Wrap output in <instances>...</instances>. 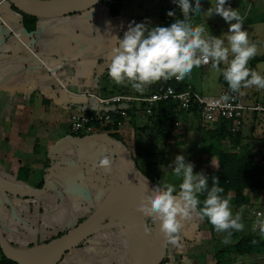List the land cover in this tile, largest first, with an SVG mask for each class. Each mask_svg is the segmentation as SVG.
<instances>
[{"label":"crops","instance_id":"crops-1","mask_svg":"<svg viewBox=\"0 0 264 264\" xmlns=\"http://www.w3.org/2000/svg\"><path fill=\"white\" fill-rule=\"evenodd\" d=\"M172 3L177 5L175 0ZM205 5V0H201V10H206ZM226 6L237 8L244 16L242 27L251 40L261 37L264 32V0H227ZM89 9L86 10L91 11ZM169 10L172 8L161 9L157 25L160 15ZM84 11L58 15L56 23L52 22L53 16H42L36 29L29 31L23 25L22 13L15 10L9 0H0V16L6 20V25L0 24V225L16 247L44 243L77 225L111 192L125 186L120 180L135 175L132 168L135 157L142 162L144 150L150 143L147 133L140 130L144 123L142 117L133 123L125 115L118 129H106L104 125L96 124L85 125L77 131L71 129V116L75 112L92 114L115 108L100 103L99 97L141 94L136 90H122L123 86L130 88V85H116L114 82V88L108 89L104 78L108 74L109 52L116 42L113 35L121 37L119 20L107 17L103 12L82 18ZM179 11L182 17L180 7ZM200 13L191 22L205 26L213 24L211 31H218L214 35L226 34L228 26L219 14L213 13V19ZM141 19L147 21L148 17L138 20ZM251 30L252 34L249 33ZM210 64L200 66L203 71L200 88L193 81L197 77V67L184 80L201 94L218 95L228 84L222 74L210 68ZM257 101L264 103V92L260 98L254 95L246 102L248 109L244 116L253 117L247 121L243 116L240 130V144L255 150L264 138V124L261 135L255 134L256 117L259 114L264 116V112L250 108ZM179 118L193 124L185 127L181 139H177L180 137L178 127L167 141H183L181 144H184L185 137L188 138L189 132L194 130L201 135L199 115L189 113ZM141 121L143 123L139 125ZM249 124L250 130H247ZM208 125L215 127L217 123ZM128 126L132 127V142ZM116 132L119 137L115 136ZM152 141L160 148L164 147L163 141L156 138ZM167 141L165 147H168ZM102 155L111 158L110 168L98 166ZM159 155L163 159V155ZM141 177L138 184L146 186L150 178L143 174ZM62 214H65L64 219ZM139 228L143 229L135 226L128 232L119 228L122 234L119 239L101 232V235L94 234L90 240L76 246L78 248L67 251L61 260L65 259L64 264H130L131 250L127 249L133 238L126 240L123 235ZM209 235L215 249V244L221 240L220 235H213L210 231ZM173 254V263L187 264V255L181 258L177 252ZM198 255L193 256L194 261L203 260L201 253Z\"/></svg>","mask_w":264,"mask_h":264},{"label":"clouds","instance_id":"clouds-1","mask_svg":"<svg viewBox=\"0 0 264 264\" xmlns=\"http://www.w3.org/2000/svg\"><path fill=\"white\" fill-rule=\"evenodd\" d=\"M175 3L183 16L173 22L151 28L143 21L132 22L122 38L113 35L116 42L110 49L107 68L116 85H130L137 92H143L148 85L162 79L182 80L194 67L211 61L210 68L222 74L231 92L251 86L264 89V66H248L249 60L258 54V44L250 41L247 30L242 27L244 16L237 8L226 6L227 0H215L214 5L211 0V6L204 10L206 17L216 13L228 23L226 34L214 35L206 30L205 24L191 22L193 15L202 12L201 0H175ZM167 14L172 16L174 11L169 10ZM221 63L226 67L221 68ZM232 98L225 93L220 100L228 102ZM111 163L109 156L102 155L98 166L110 168ZM173 163L171 173L179 181L178 186L168 179H160L139 204L141 211L159 220L166 243L178 244L183 222L193 214L202 219L206 217L218 233L226 232L224 243L228 242L231 230L244 229L243 209L233 212L231 194L222 195L225 189L217 177H212L209 186L208 176L194 171V164L183 154H177ZM252 229H258L264 236V215L257 214Z\"/></svg>","mask_w":264,"mask_h":264},{"label":"trees","instance_id":"trees-1","mask_svg":"<svg viewBox=\"0 0 264 264\" xmlns=\"http://www.w3.org/2000/svg\"><path fill=\"white\" fill-rule=\"evenodd\" d=\"M9 1L15 10L22 13L24 27L29 31L35 30L38 19L42 17V15L20 10L13 5L11 0ZM123 2V0H102L100 3L107 7L108 13L112 18L118 19L121 17L123 11ZM167 13L168 12L160 15L159 25H167L175 20L173 16H169ZM195 17L196 15H193L191 19H194ZM260 58H264V55L256 58V60ZM162 82L164 83L168 81L163 79L156 81L152 84L150 90H153L155 87L157 88V86ZM174 84L177 91H182L187 87V82L184 79L175 80ZM147 92H149V90ZM146 105L147 103L145 102L137 101L128 103L125 105L126 114L116 112V108H107L105 111L116 112L114 118L101 123L92 121L90 124L104 125L106 129H118L119 124L122 123L125 115H128V117L134 121L133 123L141 117L143 118V115H145L147 118L142 127H140V130L143 133H147V140H150V143L155 138L157 141H163L162 143L164 147H159V154L161 153L163 155L166 153V150H164L166 141L169 139L171 132L177 127L179 117L189 113L199 114V108L197 105H192L189 110L179 109V100L173 97L158 101L153 107L151 114H147L145 112ZM201 125L200 152L202 154H206L208 157H216L218 160V168L214 172H211V174H206V172L204 173L208 176L209 186H211L212 177H217L220 185L225 189V192L222 195L231 194V207L233 212L235 213L236 211L243 209L242 219L245 223L246 213L251 212L253 203H255V200L259 198L260 192L264 191V162L261 156L263 152L262 142L260 147L256 150L249 145L240 144L241 129L238 130L235 135L230 134L228 131V122L226 120H221L219 123L217 122V126L215 127H211L208 123ZM115 136L119 137L117 132L115 133ZM227 139L228 142H225ZM238 146H240V148H238ZM145 153L147 154L148 150H146ZM157 183L158 182H156V184ZM201 199H203V196ZM86 217L87 216L82 218L79 223ZM203 222L213 235L219 234L220 239L227 236L226 232L218 233L206 217L203 218ZM69 229L70 228L66 229L64 232ZM231 231L232 234L230 237H227V239H231L233 241L230 243L227 242V246H224L222 249H217L214 256L215 262L212 264H225V260H229L230 257L228 256L231 255H233L234 258L251 255L264 256V236L256 235L254 233H242L243 230ZM61 234L62 233L58 234V236ZM179 236L180 239L178 244H168L167 255L162 264H164L166 260H169L168 264H175L172 262L174 257L172 250L174 247H177V249L180 250L187 244L186 236L182 231H180ZM51 239L52 238L47 239L44 242ZM150 243L151 241L149 244ZM201 257L205 258L206 255L201 254ZM0 264L17 263L7 258L0 248ZM252 264H264V262L256 261Z\"/></svg>","mask_w":264,"mask_h":264},{"label":"rangeland","instance_id":"rangeland-1","mask_svg":"<svg viewBox=\"0 0 264 264\" xmlns=\"http://www.w3.org/2000/svg\"><path fill=\"white\" fill-rule=\"evenodd\" d=\"M123 1H124L123 2V11H122L121 17L118 18V20H119V32H120L121 38L123 37V33L127 30L130 23L143 21L142 19L138 20L140 17H142V18L145 16L148 17V20L143 21V22L145 24H147L149 28L157 25L158 24V16H159V12L161 11V9H166L167 7H169V9L172 8V10L174 11L173 16L175 17V19L177 17H180L179 16L180 15L179 6L174 5L172 3V0H131V1L130 0H123ZM213 1L214 0H212V2ZM205 2H206L205 7L207 9L210 7L211 0H205ZM124 9H125V11H124ZM89 10H91V11H87V10L84 11L83 14H85V15H82L83 16L82 18H87V16H89L90 14H92V15L101 14L102 12L107 17H110V14L108 13L107 7L101 3L97 4L94 8L89 9ZM204 10L205 9L202 8V12L200 14H202V15L204 14L203 16H206L207 12ZM73 14H81V12L80 13L79 12L78 13L77 12L72 13V15ZM136 14H138L139 17H136ZM213 15L214 14H212L209 17L215 19L213 17ZM53 17L55 19H52V22L56 23L55 21H57V19H56L57 16H53ZM53 17H48V18H53ZM223 23H225V26H228L227 22L224 21ZM213 26H214L213 24H207L206 28H207V30H210V32L212 34H214V33L218 34V31H211ZM249 33L252 34V30ZM261 33H262V35L260 38L255 37L253 40H251L249 38L250 41L257 42V44H258V54L257 55H259L256 57H252L249 60L248 66L251 68H256L258 64L264 66V58H260V59L256 60V58L262 57L264 55V32H261ZM221 64H222L220 66L221 68H224V66L226 65L225 63H221ZM195 69H196L197 77H195L193 79V81L196 84V86L198 88H200L201 82H202L201 76H202L203 71L200 69V67L195 68ZM104 81L108 85V89L114 88V85H115L113 83L114 81L110 78V76L108 74H107V77L104 78ZM152 84L148 85L143 92L147 93L148 90L151 91L150 89H151ZM115 87H117V86H115ZM123 87L121 88L122 90L126 89V90H130L132 92L135 91V89H133L131 86H130V88H126V86H123ZM240 91L243 93L244 100L246 103L247 101H249V99H252L254 95L256 96V98H258V97L260 98L263 95L264 89L258 90L255 86H251V87H247V88L242 87L240 89ZM108 93H111V92H108ZM247 96H249V98ZM244 117L247 121H251L252 120L251 117H253V116L245 114ZM146 118H147V116L143 115V119H144L143 122L146 121ZM129 119L130 118L128 117V120ZM256 119H257V121H256V127H255V134L260 136L262 133V125L264 124V116L262 114H259L256 117ZM180 120L177 124V128H175L177 130V129H179L178 127H180V129H179L180 131L178 130L180 137H178L177 139L182 138L181 135L184 133L186 126L188 127V126H190V124L191 125L193 124L192 121H190V120H188V122L182 121V119H180ZM143 122L141 121L139 123V125H141V123H143ZM203 123L204 122H202V124ZM194 124H195V121H194ZM195 125L198 126L197 124H195ZM193 127H194V125H193ZM128 128H130L129 136H131L130 140L132 142V140H133V138H132V136H133L132 127L128 126ZM175 129H174V131H175ZM247 130H250V124L248 125ZM200 136H201L200 132L197 130H194V132H192V133L189 132L188 138L185 137L184 144H181L182 141H176V142L167 141L168 147H165V149H164V150H166V153L163 154L164 155L163 159L159 155V151H160L159 147L160 146H158L155 142L152 141L151 143L148 144L147 148L144 150V151L148 150V153L143 154L144 160H142V162H141L140 158L135 157L136 161H134V165L132 166L135 175L131 174L130 179L125 178V179L120 180V181H123L125 186L139 185L138 182L141 183V178H142L141 174H143V175L150 178V181L146 182V184H145L150 189H153L155 187L154 184H156V182H159L160 179H168L171 182L177 183V186H178L179 181L174 180L175 177L171 173V169L174 167L173 161H174L175 156L177 154H183L187 161H191L194 164V169H193L194 171L203 172V173L206 172V174H211V172H214L218 168V160L216 157H211V158L208 157L207 159H205V157L207 155L202 154L200 152V140H201ZM225 142H228V139ZM202 156L204 157V159H202ZM144 163H145V165H144ZM160 171H162L163 173L162 172L160 173ZM255 201L256 202L253 203V208L255 210L256 209L261 210L262 215H264V191L260 192L259 198H257ZM97 207L98 206L94 207L92 212ZM64 215L65 214H62V216H63L62 219H64ZM254 215L255 214H253L252 211L250 213H246V216H245L246 221L244 223L245 227H244L242 233H254L256 235H260L258 229L256 231H253V229H252V225L257 218V215H255V216ZM153 221H154V219H152V216L144 218L142 221H140V224L137 225V226L143 227V229H141V228H139L138 230L134 229L133 232L128 233L126 235H123L124 239L126 238V240H128V239L132 240V238H133V241H131V243L129 244V248L127 249V250H129V249L131 250L130 264H137V262L141 259V257L143 256V254L147 250V248L149 246V242L153 239V231H152ZM47 224H48V222H47ZM125 229H126V231L130 232L132 227H127ZM118 230L119 229L113 228V229H105V230H102L100 232L102 233V235H105L107 237H114V238L119 239V238H121L122 234H120V232ZM181 230L183 231V233L186 236L187 244L184 247H182V249H180V250H177V247H174V249L172 251L175 253L177 252L181 256V258L186 257V255H187V257H186L187 260L185 261L187 264H210L211 262H215L214 256H215V252L217 251V249L220 250L224 246H227V244L223 242V238H222L219 241V244L218 243L215 244V249H213L214 245H213V242L211 243V241H210L211 238L209 235V231H208L207 227L204 225L203 219L200 218L199 216L195 215V214H193V216L190 219L185 220L183 222V226H182ZM100 232L96 233L95 235H97V234L101 235ZM6 233H7V235H9L8 231H6ZM39 233H40V231H39ZM216 235L219 236V234H216ZM92 236H94V235H92ZM92 236H90L89 238H91ZM39 239H40V237H39ZM126 240H124V242ZM230 242H232V240H228V243H230ZM83 243H81V244H83ZM78 247H74V248L76 249ZM87 251L89 252V250H87ZM200 253L202 255L203 254L206 255L205 258H202L204 260L198 259V261L197 260L194 261L195 257H193V256L198 257L199 256L198 254H200ZM228 257H230L229 258L230 261L228 259H226L225 264H252L256 261L264 262V256H262V255L246 256V257H244L245 259H235L233 257V255L228 256ZM246 258H247V260H246ZM248 258H250V259H248ZM168 261L169 260H166L164 264H168ZM64 263H65V259L60 260L58 262V264H64ZM86 264H88V263H86Z\"/></svg>","mask_w":264,"mask_h":264},{"label":"water","instance_id":"water-1","mask_svg":"<svg viewBox=\"0 0 264 264\" xmlns=\"http://www.w3.org/2000/svg\"><path fill=\"white\" fill-rule=\"evenodd\" d=\"M101 1L11 0L16 8L42 16H58L84 11ZM150 190L149 187L142 185L117 188L83 221L47 242L27 248H20L11 244L0 225V248L7 258L17 264H58L67 251L79 246L90 236L105 229L135 227L144 218L152 216L139 208L140 201L146 199ZM126 206L128 211L132 208L138 209L137 214L126 218L113 216V213L120 207ZM168 244L158 224L151 243L137 264H162L167 255ZM37 257L40 259L37 260Z\"/></svg>","mask_w":264,"mask_h":264},{"label":"built area","instance_id":"built-area-1","mask_svg":"<svg viewBox=\"0 0 264 264\" xmlns=\"http://www.w3.org/2000/svg\"><path fill=\"white\" fill-rule=\"evenodd\" d=\"M0 24L6 25V20L0 16ZM211 63L209 61L207 64H202L207 66ZM176 79L172 78L167 80L168 82L160 83L157 88H154L148 93L141 94H131L122 93L115 94L108 97H99L98 100L104 105H113L116 108V112H122L126 114L125 105L133 101L145 102L147 103L145 112L147 114L152 113V109L155 104L164 99L170 97L177 98L179 100L178 108L182 110H189L192 105H197L199 108V117L204 123H219L221 120H226L228 122V131L230 134L235 135V133L241 129L243 123V116L245 111L248 109V105L245 103L244 96L242 92H231L227 87L219 95L212 94H201L197 92L191 84H187V87L182 91H177L174 81ZM171 90V91H170ZM229 93L232 99L228 102H223L220 100L221 95ZM252 110L264 112V103L257 101L255 105L250 107ZM116 112L112 111H99L96 113H73L71 116V129L77 131L85 125L90 124L92 121L104 122L111 120L115 117ZM262 160L264 162V138L262 141ZM252 213L257 215L261 214V210L252 208Z\"/></svg>","mask_w":264,"mask_h":264},{"label":"bare ground","instance_id":"bare-ground-1","mask_svg":"<svg viewBox=\"0 0 264 264\" xmlns=\"http://www.w3.org/2000/svg\"><path fill=\"white\" fill-rule=\"evenodd\" d=\"M137 212H138V209L134 210V208L128 211V207L126 206V207H120L117 211L113 213V216H122L126 218L130 216H134L135 214H137ZM158 224H159L158 220L153 221V224H152L153 233H156ZM36 259L39 260L40 258L37 257Z\"/></svg>","mask_w":264,"mask_h":264}]
</instances>
